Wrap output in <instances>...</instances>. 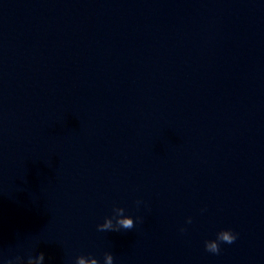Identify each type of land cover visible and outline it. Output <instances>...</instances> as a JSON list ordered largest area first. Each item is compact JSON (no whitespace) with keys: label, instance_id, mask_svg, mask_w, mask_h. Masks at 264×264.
Returning a JSON list of instances; mask_svg holds the SVG:
<instances>
[{"label":"water","instance_id":"water-1","mask_svg":"<svg viewBox=\"0 0 264 264\" xmlns=\"http://www.w3.org/2000/svg\"><path fill=\"white\" fill-rule=\"evenodd\" d=\"M105 253L264 264V0H0V264Z\"/></svg>","mask_w":264,"mask_h":264},{"label":"clouds","instance_id":"clouds-1","mask_svg":"<svg viewBox=\"0 0 264 264\" xmlns=\"http://www.w3.org/2000/svg\"><path fill=\"white\" fill-rule=\"evenodd\" d=\"M139 204V201H137ZM114 216L112 218L106 217L103 224L97 225L98 231H105V230H111V231H119L120 228L130 230L134 227V221L131 217L125 218L123 215L124 209L120 207H115L113 209ZM113 219H115L116 224H113ZM139 219V218H138ZM191 218L189 217L187 220V223H191ZM181 232L186 231V229L181 228ZM237 238V234H235L231 229L228 230H221L217 233L215 240H207L205 241V249L206 251L213 253V254H219L220 252V243H227L232 244L235 242ZM37 259L40 262H43L45 259V255L43 252H40L37 255ZM91 259L92 264H99L98 260L96 258H88ZM105 264H113V256L111 253H105ZM7 264H23L20 257H16L15 262L12 260L7 261ZM27 264H32L31 258L28 259ZM76 264H86V258L84 256H78L76 258Z\"/></svg>","mask_w":264,"mask_h":264}]
</instances>
